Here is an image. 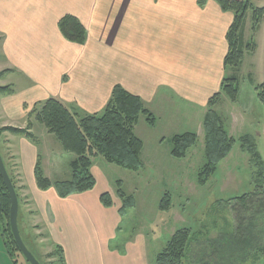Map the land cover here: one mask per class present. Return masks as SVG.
<instances>
[{
  "label": "crops",
  "instance_id": "1",
  "mask_svg": "<svg viewBox=\"0 0 264 264\" xmlns=\"http://www.w3.org/2000/svg\"><path fill=\"white\" fill-rule=\"evenodd\" d=\"M231 1H248L255 9L264 8L263 0ZM248 13L239 37L244 58L238 68H233L225 67V59L229 53L227 35L235 14L224 11L216 0H0V46L5 45L3 51L11 61L0 72L4 73L0 81L16 76L18 84L24 79L33 85L41 77L48 79L47 89L42 87L38 92L10 82L13 93L0 95L2 109L10 121L24 120L28 103H41L39 110L48 100L56 99L80 117L103 115L114 89L121 87L139 97L155 116L153 129L159 124L169 131L181 120L179 107L192 110L188 120L197 130L189 131L199 138L209 101L217 94H221V100L226 98L223 83L234 77L238 97L235 102L229 100L232 106L241 107L243 122L252 106L240 102L242 79L249 81L253 105L259 100L257 88L264 84V18L254 30V13L251 11V23ZM67 16L76 18L86 29L84 44L70 42L61 33L59 23ZM248 45H254V50L248 51ZM29 121V133L44 150L43 156L36 146L26 143V136L10 132L2 135L10 143L15 165L12 171H16L18 185L26 190L27 172L36 186V199L29 196L30 207L35 201L40 204V210L34 207L33 218L41 216L48 229L44 240L54 247L49 253L61 247L66 264H145L143 250L137 244L123 250L112 247L120 227V208L113 196V207L102 203V196L108 193L99 188L94 173L96 159L92 174L97 185L93 190L61 198L54 187L46 191L38 188V165L51 182L53 176L63 177L57 182H68L65 177L73 179L72 163L77 157L68 153L65 160L61 153L54 162V135L40 124L45 129H40L37 136L34 131L39 122L36 118ZM13 123L0 130L17 128ZM27 125L18 129H27ZM171 138L162 136L160 145ZM20 142L23 151L18 157ZM145 148L144 144L143 152ZM34 226L44 236L45 228Z\"/></svg>",
  "mask_w": 264,
  "mask_h": 264
},
{
  "label": "rangeland",
  "instance_id": "2",
  "mask_svg": "<svg viewBox=\"0 0 264 264\" xmlns=\"http://www.w3.org/2000/svg\"><path fill=\"white\" fill-rule=\"evenodd\" d=\"M261 4L264 6V0ZM248 15V22L251 23V11ZM4 46H0V49L2 47L0 72L11 63L9 55L3 51ZM16 81V76L10 80H1L0 87H6L10 82L17 83ZM18 82L19 88L29 87L27 89L33 88L36 92L42 87L44 89L48 87L46 77H41V80L33 85L24 79ZM240 88V102L252 106L251 110L246 111L249 114L245 115L243 122L244 112L241 107L232 106L227 96L219 101L220 103L222 101V104L218 103L219 105L213 108L221 116L224 131L229 137L234 138L236 143L229 156L218 164L216 173L208 178L205 185L199 182L200 173L209 161L205 153L204 130L185 160H177L171 156L170 139H167L163 146L159 142L162 136L171 138L192 129L196 132V127L188 120L193 111L184 106L179 107L180 110L177 111L180 113L181 120L178 119L174 126L168 129L169 131L159 124L156 129H153L148 126L145 116L140 117L135 127V134L146 146L144 152L141 153L143 170L133 172L109 164L102 156L95 158L94 173L98 179L99 188H105L120 208V227L117 237L112 241V247L123 250L128 245L137 244L143 250L145 264H156L157 256L165 249L173 235L185 228L190 230L191 243L183 264H223L218 258L220 247L216 243L223 236L247 238L251 242L246 260H236L237 264H264V182L256 174L251 154L242 150V139L250 137L264 161V104L259 100L255 105L252 104L248 80L242 79ZM15 99L17 100L18 97ZM40 104L34 106L28 103L25 106L24 120L10 121L7 112L2 109L3 102L0 98V128L10 122H14L13 126L17 128L26 123L28 127L31 124L30 118H34L35 121V111L38 110ZM36 125L34 132L40 136V129L45 128L40 126V123ZM3 137L0 135V152L18 193L20 202L18 223L21 236L41 264H52L57 258H49L50 248L54 249V247L50 245L51 242L47 243L44 240L45 236L49 235L48 229L41 216L33 218L34 212L32 211L35 208L40 210V204L35 201V208L30 207L32 201L29 196L36 199V186L24 166L26 190L18 185L14 176L16 171H12L15 165L13 166L10 143ZM53 137L55 139L52 147L54 162L60 159L61 153L66 160L69 154L62 149L57 138ZM19 139L17 141H20ZM24 140L32 147L36 146L39 155H44V150L38 148L33 138ZM21 143L17 148L18 157L23 151ZM52 178L53 184H56L60 183L57 181L63 177L53 176ZM65 180L71 181L72 176H66ZM120 190L126 194L125 199H120ZM166 195H170L172 207L169 212H161L160 205ZM245 195L251 196L248 200L251 202L247 208L240 203V198ZM128 198H133L134 206L127 204L123 208V201H127ZM36 224L45 228L44 236L36 232L38 230V227L34 226ZM6 229V221L3 224L0 220V264H29L22 253L15 249ZM238 231H241V234Z\"/></svg>",
  "mask_w": 264,
  "mask_h": 264
},
{
  "label": "trees",
  "instance_id": "3",
  "mask_svg": "<svg viewBox=\"0 0 264 264\" xmlns=\"http://www.w3.org/2000/svg\"><path fill=\"white\" fill-rule=\"evenodd\" d=\"M204 1L201 0V3H204ZM216 1L224 11H231L235 14V21L227 35L229 53L225 59V67L238 68L245 54L244 49L240 47L239 37L246 15L249 11H253V29L256 30L264 18V8L255 9L248 1ZM59 28L68 41L81 45L86 42V29L76 18L70 16L63 18L59 23ZM247 50L253 51L254 45H248ZM3 75L4 73L0 74V79ZM222 92L232 102H235L238 97L237 79L234 77L226 79L223 83ZM257 92L259 101L264 104V84L257 88ZM12 93L11 87H0V95L8 96ZM220 100L221 94H217L209 101L208 106L210 109L204 121L205 153L209 161L200 173L199 182L201 185H205L208 178L216 173L218 164L229 156L236 143L235 139L229 137L224 131L220 116L213 110ZM35 113L37 121L57 138L63 150L77 157L72 163L73 179L68 182L53 184L45 177L41 167L38 165L35 170V178L40 190L46 191L54 187L61 198L93 190L97 185L96 179L92 174L93 159L98 156H102L109 164L117 165L129 171L139 172L143 170L144 165L141 160V153L144 149V144L136 136L135 127L140 117L145 116L148 126L155 128L156 118L145 108L139 97L129 94L121 87L114 89L112 99L103 115L80 117L72 113L56 99L48 100ZM31 126L30 124L27 129L4 127L0 130V135L10 132L14 135L33 138L29 133ZM169 141L171 156L177 160H185L190 151L196 146L198 135L187 132L182 135H176ZM242 143V150L251 154L256 174L264 182V161L257 150L255 142L250 137H245L242 139ZM119 197L120 199H125L126 194L120 190ZM250 198V195H245L240 198V203L247 208L249 202H251L248 201ZM101 200L105 207H113V201L109 194H104ZM127 204L134 206L133 198L123 201V208ZM171 207V197L166 195L161 202L160 211L169 212ZM10 208V196L0 174V220L3 224L6 221V232H9L12 244L20 252L10 228ZM238 233L241 234V231H238ZM190 238L189 229L184 228L177 231L165 249L157 256L156 264H183L187 258L191 243ZM216 243L220 247L218 258L221 259L223 264H237L236 260H246L248 248L251 246L249 239L233 236L220 237ZM49 258H58L52 264H66L61 247H58L54 253L49 254Z\"/></svg>",
  "mask_w": 264,
  "mask_h": 264
},
{
  "label": "water",
  "instance_id": "4",
  "mask_svg": "<svg viewBox=\"0 0 264 264\" xmlns=\"http://www.w3.org/2000/svg\"><path fill=\"white\" fill-rule=\"evenodd\" d=\"M0 174L4 181V184L8 190L10 200H11V208H10V228L15 240V243L25 257V259L29 262V264H41L38 259L34 256V254L29 250L27 245L25 244L19 229V210H20V202L18 193L13 184L12 179L8 173L5 162L0 152Z\"/></svg>",
  "mask_w": 264,
  "mask_h": 264
}]
</instances>
